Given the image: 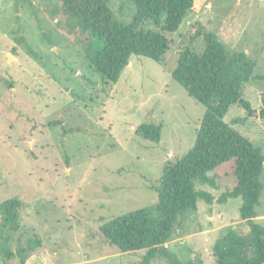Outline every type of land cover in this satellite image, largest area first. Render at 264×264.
Listing matches in <instances>:
<instances>
[{
	"label": "rangeland",
	"instance_id": "1",
	"mask_svg": "<svg viewBox=\"0 0 264 264\" xmlns=\"http://www.w3.org/2000/svg\"><path fill=\"white\" fill-rule=\"evenodd\" d=\"M106 1L118 22L131 21V0ZM30 2L0 0V203L20 200L19 227L2 228L12 255L2 253L0 264H143L145 249L121 252L100 225L154 207L164 165L193 147L205 108L171 71L182 48L203 50L205 32L256 62L241 91L253 113L232 105L223 119L264 153V0H194L179 28L164 32L162 61L131 55L116 82L93 69L88 38L67 30L59 0ZM140 27L160 30L150 20ZM141 123L160 126L158 142L135 134ZM229 181L196 184L214 199L197 200L195 212L178 217L166 250L212 264L213 243L226 227L247 233L240 198L216 201ZM259 181L255 221L264 226V169ZM148 264H169V255L159 250Z\"/></svg>",
	"mask_w": 264,
	"mask_h": 264
},
{
	"label": "trees",
	"instance_id": "2",
	"mask_svg": "<svg viewBox=\"0 0 264 264\" xmlns=\"http://www.w3.org/2000/svg\"><path fill=\"white\" fill-rule=\"evenodd\" d=\"M32 6L30 0H17ZM68 31L78 29L88 38L87 56L93 69L108 81L116 82L131 55L161 62L169 41L164 32L179 28L194 0H131L135 13L129 23H120L106 0H59ZM150 20L157 29H143ZM204 48L197 52L186 46L178 52L171 77L205 110L195 130L191 149L175 162L165 164L155 187L154 207H142L103 222L100 231L121 252L145 249L143 264H148L159 250L169 255V264H192L165 249V243L176 234L178 217L197 210V200L211 203L213 195L196 189L197 183L214 186V179L229 177V187L216 198L219 203L240 198L238 208L245 235L234 226L226 227L214 241L212 264H264V226L255 221L256 206L262 183L264 153L223 119L230 106L238 105L248 115L253 113L242 87L253 76L256 62L243 51L228 52L213 32H205ZM263 106L259 116L264 119ZM139 137L158 142L160 126L141 123ZM224 165V167H222ZM226 165V166H225ZM20 200L12 196L0 203V236L2 228L19 227ZM34 242H28L31 249ZM12 251L5 238L0 239V255ZM20 262L24 263L23 258Z\"/></svg>",
	"mask_w": 264,
	"mask_h": 264
}]
</instances>
